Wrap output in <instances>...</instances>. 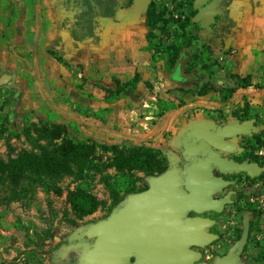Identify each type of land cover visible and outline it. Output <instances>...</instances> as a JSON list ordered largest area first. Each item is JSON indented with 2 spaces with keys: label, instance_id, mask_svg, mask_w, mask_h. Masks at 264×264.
Here are the masks:
<instances>
[{
  "label": "rangeland",
  "instance_id": "1",
  "mask_svg": "<svg viewBox=\"0 0 264 264\" xmlns=\"http://www.w3.org/2000/svg\"><path fill=\"white\" fill-rule=\"evenodd\" d=\"M189 3L190 0H150L149 4L156 13H161L162 18L153 29L152 57L163 60L167 76L170 75L180 81L174 90H168V92L172 93L171 96L176 103L179 102V99H182L184 103L181 107L176 108L179 111H169L162 119H156L150 124L151 128L157 130L150 139L146 140L145 137H142L143 141L122 142L119 145L129 147L133 144L146 143L158 148L165 155L170 152L177 155V151L180 150L178 136L184 128L192 123H200L199 121L227 122L235 120L237 117L234 112L237 111V115L241 114L240 109L244 101L250 102L249 114L256 116L257 119H254L264 125V91L258 98L261 99L255 101L253 98H257L256 92L251 90L241 93L242 89H238L227 104L221 103L219 90L234 86L236 80L234 75H240L237 72L239 70L238 62L233 58V46L225 45L223 40L219 39V35L216 37L213 35L214 33L211 38H207L202 34V27L199 23V27L189 23L181 28L180 24L185 22L188 16ZM0 7L8 12L12 11L14 5L12 6L7 1L5 5L0 4ZM180 34H183V37L176 39V36ZM182 38L190 39V43L180 51L177 64L170 68L166 63L169 56L167 47L176 40L179 42ZM204 43L211 46L208 67L197 66L192 73H185V63L192 54L202 49ZM247 72L252 75L254 81H260L259 78L264 76L262 65L257 69L250 66ZM180 74L188 76V79L181 78ZM209 88L212 90L204 95H199L200 90ZM14 94L15 91L10 84L0 86V156L5 160L10 154V156H14L22 149L36 150L21 132L24 123L29 124L34 133L33 129L41 126L47 120L46 117L58 119L54 114L46 116L44 113L24 110L21 107L23 100L17 99ZM190 102H194L195 105L181 112ZM197 111V115L199 112L201 113L198 118L194 116ZM186 112L191 117L185 118V123L177 122L182 119L181 117H187ZM184 113L186 115H183ZM186 122L189 124L187 125ZM259 134L263 137L264 130ZM70 135L67 134V136ZM55 142H60V139H55ZM246 147L247 144L244 146L245 153L251 152ZM10 148L13 151H10ZM95 156L101 169L90 170L82 180H76L73 176L68 175L59 178L56 185L61 188L60 193L45 190L41 186H34L27 194L9 200L7 199L10 197L7 186L0 183V264H76L78 262L83 255L84 246L75 245L60 258L61 248L67 244L66 241L70 234L91 222L107 217L113 211L110 193L103 178L108 175L110 184L115 180L120 181L119 189L122 202L127 195L125 193L127 180L119 175L116 176L117 171L113 167L102 168L103 162H107L112 156L111 152L96 149ZM246 156H257L262 162L261 171L252 177L245 174L235 176L233 202L225 212L217 214L213 219L218 225V236L210 243L194 248L200 252L198 262L212 264L221 249L228 247L231 230L236 226L243 228L246 225L247 238L243 247L241 264H264V249L257 241V232L259 226L262 225V216L257 208L259 202L256 199L254 202L249 201L252 184L260 186L258 197L264 195V145L256 148L251 152V155ZM134 177L138 178L135 182L136 187L148 183V177L142 171H135ZM78 184L87 186L89 191L101 202L93 214L82 219H75L66 200L68 190L74 189Z\"/></svg>",
  "mask_w": 264,
  "mask_h": 264
},
{
  "label": "crops",
  "instance_id": "2",
  "mask_svg": "<svg viewBox=\"0 0 264 264\" xmlns=\"http://www.w3.org/2000/svg\"><path fill=\"white\" fill-rule=\"evenodd\" d=\"M7 1L14 8L7 12L0 7V73L11 76L8 84L15 97L23 100L24 110L54 114L59 123L73 119L83 135L106 143L143 141L142 137L147 140L157 132L150 124L163 117L156 116L155 99L174 100L168 90L180 81L167 76L163 60L152 57L153 50L146 47L144 15L120 10L117 23L82 37L75 12L61 8L57 1L28 0L23 11L21 0H0V4ZM226 9L232 24L224 27L219 39L233 46L237 72L245 76L250 66L257 69L264 64L260 56L264 51V0H231ZM50 50L62 60L52 57ZM136 73L140 77L136 91L121 93L116 101L108 102L114 80L124 82ZM259 80L252 77V82ZM251 90L256 92L253 99L259 101L264 86H251L241 93ZM193 105L190 102L181 112ZM101 109L105 110L103 119L93 115ZM186 113L177 122L185 123L191 117ZM197 113L196 118L201 114Z\"/></svg>",
  "mask_w": 264,
  "mask_h": 264
},
{
  "label": "water",
  "instance_id": "3",
  "mask_svg": "<svg viewBox=\"0 0 264 264\" xmlns=\"http://www.w3.org/2000/svg\"><path fill=\"white\" fill-rule=\"evenodd\" d=\"M206 1H193L196 12L192 20L202 27V34L211 38L215 16L224 11L220 0ZM147 4L148 0H133L130 11L137 16L146 11ZM10 81L8 73L0 75V86ZM259 127L264 125H255L254 120L189 124L180 132L178 143L183 148V159L190 162L180 169L178 156L168 153L166 169L149 176L144 190L127 194L110 215L70 234L60 258L78 240L83 242L84 250L76 264H205L198 262L200 252L192 246H204L216 237L206 231L212 220L191 217L188 212L221 209L223 202L215 194L229 181L216 175L214 167L222 173L245 172L251 177L261 171L257 163L238 162L220 153L238 152L229 139L251 134ZM194 155L200 156L191 160ZM243 227L241 238L227 254L216 257L215 264L239 263L238 255L247 238V226Z\"/></svg>",
  "mask_w": 264,
  "mask_h": 264
},
{
  "label": "trees",
  "instance_id": "4",
  "mask_svg": "<svg viewBox=\"0 0 264 264\" xmlns=\"http://www.w3.org/2000/svg\"><path fill=\"white\" fill-rule=\"evenodd\" d=\"M27 1L21 0L20 7L22 11L25 9L23 5ZM228 1L226 2L227 6L229 5ZM195 12L196 9L193 8V0H190L188 16L186 21L180 24L181 28H184L189 23H193L199 27L198 23L192 21ZM161 19L160 12L156 13L151 6L147 8L145 21L148 26L146 33L148 41L146 47L148 49H151L154 45L151 41V38L154 37L153 29ZM224 19L227 21L225 27L228 28L231 26L232 20L226 14ZM180 37H183V34L177 35L176 39ZM189 43L190 39L182 38L179 42L176 40L168 45L167 53L169 56L166 63L170 68L177 64L180 51L188 46ZM210 52L211 46L208 43H204L200 51L189 57L185 63L184 72L192 73L197 66L208 67L207 62ZM49 53L58 61L62 60V57L57 52L50 50ZM260 56L264 58V51L260 53ZM262 67L264 68V64ZM234 76L236 77L234 86L219 90V97L222 104H227L238 89H246L251 86L262 88L264 86V76L262 78L263 82H252L251 74H246L245 76L235 74ZM139 80L140 77L137 73L124 82L117 79L114 80L113 89H108L110 93L108 102L116 101L118 95L121 93L127 95L135 92ZM146 83L149 85V82ZM211 90L212 88L203 89L198 93L199 95H204ZM183 103L184 101L182 99H179V102L176 103L172 99H164L157 96L155 99L157 107L156 116L161 118L166 112L181 107ZM249 109V102L244 101L240 109L241 114L237 115L238 112H234L237 119L247 120L256 118V116L249 114ZM77 110L82 115H86V112L83 110L79 108ZM104 112L105 110L101 109L95 111L93 115L103 119ZM46 119L41 126L33 129L35 134L27 123H24L21 129L25 138L36 150L22 149L14 156H10V154L6 160L0 156V183L7 186L10 196L7 199L9 200L17 199L20 195L27 194L34 186H41L45 190H53L56 193H60L61 188L56 185L59 178L68 175L73 176L76 180H82L90 170H100V164L97 163L98 161L95 156L96 149L102 150L103 152H111L112 156L107 162H103L102 168L113 167L117 171L116 176L119 175L127 180L128 183L125 186L126 194L141 191L147 187V184L136 187L135 182L138 178L134 177L135 171H142L145 176L149 177L161 173L167 167V156L158 148L151 145L133 144L128 147L119 145L118 143H106L83 135L79 130L77 122L73 119L68 120L64 124L59 123L54 118L47 117ZM67 134L71 135L67 136ZM55 139H60V142H55ZM246 144V149L249 148L253 152L256 148L264 145V136L262 137L261 134L255 133L248 139ZM10 151H13V149L10 148ZM251 152H247L246 155H251ZM249 158L260 167L262 166V162L259 161L257 156H249ZM109 180L108 175L103 178V182L110 193L111 209H114L122 202L119 189L120 181L115 180L110 184ZM66 200L70 205L75 219H82L93 214L101 203L89 191L87 186L81 184H78L72 190H68ZM240 235L241 232L239 231L238 237Z\"/></svg>",
  "mask_w": 264,
  "mask_h": 264
},
{
  "label": "flooded vegetation",
  "instance_id": "5",
  "mask_svg": "<svg viewBox=\"0 0 264 264\" xmlns=\"http://www.w3.org/2000/svg\"><path fill=\"white\" fill-rule=\"evenodd\" d=\"M52 1L59 2L60 7L63 9H66V10L71 9L75 12L74 17L78 19L77 26L82 31H84L82 33V37H83V35L85 36L86 34L89 36H94V33H96V31H99L100 28H105L106 26H108L110 24L113 25V24L117 23L120 20L118 18L120 10H128V9L130 10L131 5L133 3V0H52ZM209 1H211V0H207L205 3L209 2ZM227 1L228 0H220L219 1V5L222 6L224 13L226 12L225 13L226 16H228V11L226 9V6H227L226 2ZM230 1H228V4ZM149 4H150V0H148L147 8L149 7ZM147 8H146V11H147ZM146 11L140 13L139 15L140 16L144 15L146 17ZM225 14L215 16V22L212 24V27H213L214 36H216V37L218 35L219 36L221 35L220 32L226 26L227 21L224 19ZM3 73L4 72H2L1 74H3ZM235 120H238V121L254 120L255 125H258V126L262 125L261 123H259L254 118L247 119V120H240V119H235ZM227 122H231V121H227ZM215 123L218 124V123H226V122H220V121L216 120ZM262 130H264V129L259 127L258 131H254L251 134L237 135L233 140L229 139L231 142H234L236 144V146L239 148V151L236 153H226V152L220 151V153L222 155L227 156L228 158H231V159L238 161V162H243V161L253 162L249 157L246 156L244 146H245L246 142L248 141V139L252 135H254L255 133L258 134ZM179 148H180V150L177 151L178 166L180 167V169H183L190 161H186L183 159V157L181 155L183 148H182V145L180 143H179ZM198 156H200V155H194L191 158V160L198 157ZM254 163H256V162H254ZM214 172L216 175H222L225 179H227L229 181V184L227 186H225L224 188H222V190L220 192L215 194V196L220 198L223 202L221 209L219 211L207 210V211H204L202 213H195L193 211H190V212H188V216H191V217L202 216V217L210 218L212 220V224L210 225V227L208 229H206V231L214 234L215 236H218L217 235L218 225H217V222H214L213 219L217 214H219L221 212H225L227 210V207L230 206L231 203L233 202V192H234L233 186L236 185V183H234L235 176L237 174H245V175H248V174L245 172L222 173L216 167H214ZM243 229H244V227L241 228L239 226H236V228L231 230V232H230L231 236L229 237L228 247L226 249H221V251L216 255V257L224 256L225 254H227L231 250L233 245L241 238ZM79 231H80V229L78 230V232ZM239 231L241 232V235L238 237ZM91 241L92 240H89V242H91ZM74 243L76 245L80 244L83 246V242H81V241L75 240ZM197 247L198 246H192L193 249L194 248L196 249ZM243 247H244V245H243ZM242 254H243V248L241 249V251L238 255V260H239L238 264H241ZM216 257L213 260L212 264H215ZM207 259H208V256H207Z\"/></svg>",
  "mask_w": 264,
  "mask_h": 264
},
{
  "label": "built area",
  "instance_id": "6",
  "mask_svg": "<svg viewBox=\"0 0 264 264\" xmlns=\"http://www.w3.org/2000/svg\"><path fill=\"white\" fill-rule=\"evenodd\" d=\"M253 186L250 187V192H252L249 201L254 202V199H256L259 202L258 209L262 216V225L259 226V230L257 232V241L259 245L264 249V195L259 196L260 194V186L258 184H252Z\"/></svg>",
  "mask_w": 264,
  "mask_h": 264
}]
</instances>
